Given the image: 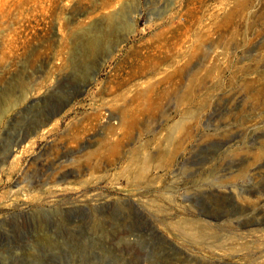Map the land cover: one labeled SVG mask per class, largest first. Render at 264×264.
<instances>
[{
  "label": "rangeland",
  "instance_id": "obj_1",
  "mask_svg": "<svg viewBox=\"0 0 264 264\" xmlns=\"http://www.w3.org/2000/svg\"><path fill=\"white\" fill-rule=\"evenodd\" d=\"M0 264H264V0H0Z\"/></svg>",
  "mask_w": 264,
  "mask_h": 264
},
{
  "label": "bare ground",
  "instance_id": "obj_2",
  "mask_svg": "<svg viewBox=\"0 0 264 264\" xmlns=\"http://www.w3.org/2000/svg\"><path fill=\"white\" fill-rule=\"evenodd\" d=\"M114 19L109 17L108 18V22H112ZM102 35V34H101ZM98 43L102 44V40L101 37L95 35V37L93 38V40L90 43V47H92L93 49L98 45ZM98 47V46H97Z\"/></svg>",
  "mask_w": 264,
  "mask_h": 264
}]
</instances>
